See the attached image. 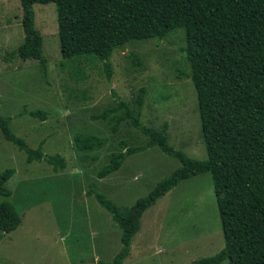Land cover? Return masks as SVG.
Returning <instances> with one entry per match:
<instances>
[{"label":"rangeland","instance_id":"374dc122","mask_svg":"<svg viewBox=\"0 0 264 264\" xmlns=\"http://www.w3.org/2000/svg\"><path fill=\"white\" fill-rule=\"evenodd\" d=\"M33 11L44 76L38 61L17 54L24 40L19 0H0V115L29 149L41 147L44 155H59L66 165L54 172L44 161L28 163L0 130V175L14 170L5 183L11 196L0 195V203H10L22 216L20 226L0 241V264H107L121 249V233L87 191L93 189L124 211L181 163L155 146L127 157L118 171L98 179L109 157L121 153L119 142L140 147L147 138L128 122L113 134L109 122L91 117L115 105L113 93L134 109L144 88L140 122L155 130L167 123L169 145L188 158L204 160L196 91L181 51L185 34L177 29L158 43L144 39L116 49L107 80L97 57L60 56L54 4H35ZM180 73L184 76L178 78ZM30 111H41L44 119L32 118L26 114ZM79 135L103 143L80 150L73 144ZM223 247L212 179L206 173L181 181L143 213L123 264H193Z\"/></svg>","mask_w":264,"mask_h":264},{"label":"trees","instance_id":"16d2710c","mask_svg":"<svg viewBox=\"0 0 264 264\" xmlns=\"http://www.w3.org/2000/svg\"><path fill=\"white\" fill-rule=\"evenodd\" d=\"M23 43L17 54L22 60L39 62L46 74L42 38L34 26L35 4L56 6L60 56L70 59L93 55L102 63L104 75L111 79L110 58L116 49L144 39L163 41L174 30L183 29L182 53L190 68L200 119L204 160H194L169 145L168 124L159 130L140 122L145 89L141 88L131 109L114 93L115 105L92 120L109 122L116 134L128 122L147 138L140 147L119 142L121 153L109 157L98 173L103 179L119 170L124 160L157 146L179 159L181 166L160 181L145 197L120 211L93 189L97 202L118 226L121 249L107 264H123L130 253L133 237L140 229L143 213L174 189L181 181L209 173L216 200L224 247L215 255L193 264H264V0H19ZM132 62L142 67L132 55ZM184 76L183 73L178 78ZM44 119L41 111L27 112ZM4 139L26 154V161H44L54 172L65 168L59 155H44L41 147L31 150L10 130L9 119L0 115ZM103 140L90 135L75 136L80 150H93ZM14 170L0 175V195L10 197L5 183ZM22 222L14 207L0 203V241Z\"/></svg>","mask_w":264,"mask_h":264},{"label":"crops","instance_id":"0c3cea01","mask_svg":"<svg viewBox=\"0 0 264 264\" xmlns=\"http://www.w3.org/2000/svg\"><path fill=\"white\" fill-rule=\"evenodd\" d=\"M7 263V262H6Z\"/></svg>","mask_w":264,"mask_h":264}]
</instances>
